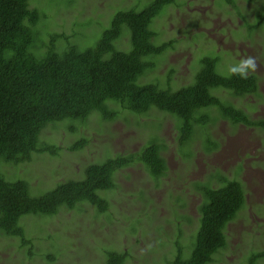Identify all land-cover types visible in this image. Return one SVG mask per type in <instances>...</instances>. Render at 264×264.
I'll use <instances>...</instances> for the list:
<instances>
[{
  "label": "rangeland",
  "instance_id": "1",
  "mask_svg": "<svg viewBox=\"0 0 264 264\" xmlns=\"http://www.w3.org/2000/svg\"><path fill=\"white\" fill-rule=\"evenodd\" d=\"M146 1L53 0L45 7L38 29L41 35H65L70 44L82 35L78 45L86 47L107 28L115 12L134 5L138 9ZM30 4L32 8L45 5L43 0ZM261 9L264 0H175L152 25L157 34L154 42L171 41L172 45L151 59L155 68L139 82L158 80L159 85L174 90L192 83L204 56L219 57L217 71L227 75L232 65L252 55L258 65L250 73L257 80L255 94L235 97L222 89L213 93L250 120L264 123V25L251 38L242 26ZM43 21L49 30L40 25ZM81 22L85 24L78 26ZM65 45L59 40L58 50ZM116 46L128 49V35L121 36ZM207 112L209 120L196 127L182 147L174 118L161 113L140 118L120 111L111 121L94 113L84 125L77 123L75 132L69 131L67 123L46 128L41 139L60 147L57 155L34 154L17 165L0 162V173L9 181L24 179L31 194L82 179L87 164L137 152L152 137L165 147L161 154L166 174L154 179L138 163L119 170L113 176L115 188L100 193L108 201L102 214L83 202L72 210L61 208L53 217H23L20 224L36 252L27 256L17 240L0 235V264H105L103 253L108 250L127 252L124 264H171L177 242L187 257L199 225L202 196L195 185L217 188L223 179L241 184L244 205L227 224L225 248L210 264H248L250 254L264 252V125L232 124L215 108ZM80 137L86 144L69 151L67 147ZM257 264H264V258Z\"/></svg>",
  "mask_w": 264,
  "mask_h": 264
},
{
  "label": "trees",
  "instance_id": "2",
  "mask_svg": "<svg viewBox=\"0 0 264 264\" xmlns=\"http://www.w3.org/2000/svg\"><path fill=\"white\" fill-rule=\"evenodd\" d=\"M30 1L0 0V162L17 165L29 161L34 154L57 155L61 148L42 140L43 131L67 123L69 131L75 132V125H84L94 113L106 121L115 119L120 111L140 118L158 113L169 115L175 120L180 147L192 139L196 127L206 124L210 108L232 124L264 125L214 95L216 89L235 97L257 91V80L252 74L241 79L230 72L219 73V57H202L192 83L174 90L168 83L165 86L171 89L159 85L158 80L139 82L140 77L155 68L151 59L172 45L171 41L156 44L152 25L175 0H147L138 9L134 5L115 12L107 28L96 39L91 38L86 47L78 45L82 35L74 39V44L56 32L41 35L38 23L53 0H43L42 8H32ZM45 22L40 25L47 31ZM263 25L261 9L253 21H245L242 26L251 38ZM125 34L130 46L119 50L116 42ZM59 40L66 44L62 51L58 50ZM84 144L86 140L80 137L67 149L76 151ZM163 148L152 137L139 151L87 164L82 179L60 182L38 195L30 193L24 179L9 181L0 173V235L17 240V246L25 249L27 256L35 254L33 241L20 224L23 217H53L61 208L72 210L83 202L97 213H105L108 201L100 193L115 188L113 176L119 170L138 163L154 179L165 176ZM195 188L202 196L199 225L187 257L182 256L177 242L171 264L212 263L213 256L225 248L227 224L244 205L243 188L234 179H223L217 188ZM103 255L105 264H124L129 257L127 252L113 250L104 251ZM261 258L264 252L252 253L247 263L257 264Z\"/></svg>",
  "mask_w": 264,
  "mask_h": 264
},
{
  "label": "clouds",
  "instance_id": "3",
  "mask_svg": "<svg viewBox=\"0 0 264 264\" xmlns=\"http://www.w3.org/2000/svg\"><path fill=\"white\" fill-rule=\"evenodd\" d=\"M257 70V61L252 55L245 56L229 68L231 75L239 76L241 79H247L250 73H254Z\"/></svg>",
  "mask_w": 264,
  "mask_h": 264
},
{
  "label": "bare ground",
  "instance_id": "4",
  "mask_svg": "<svg viewBox=\"0 0 264 264\" xmlns=\"http://www.w3.org/2000/svg\"><path fill=\"white\" fill-rule=\"evenodd\" d=\"M239 7H240V6H239ZM239 7H238V8H239ZM240 9H241V8H240ZM240 9H239V11H240ZM236 11H237V10H236ZM246 11H247V10H246Z\"/></svg>",
  "mask_w": 264,
  "mask_h": 264
}]
</instances>
